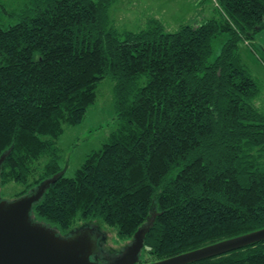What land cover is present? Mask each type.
Here are the masks:
<instances>
[{
  "label": "trees",
  "instance_id": "obj_1",
  "mask_svg": "<svg viewBox=\"0 0 264 264\" xmlns=\"http://www.w3.org/2000/svg\"><path fill=\"white\" fill-rule=\"evenodd\" d=\"M113 1L24 0L0 21V194L64 169L59 137L108 77L114 129L46 189L34 221L62 236L98 221L130 241L153 218L137 264L264 227V110L239 48L264 28V0H219L215 15L172 32L156 18L116 28ZM187 264H264V239Z\"/></svg>",
  "mask_w": 264,
  "mask_h": 264
},
{
  "label": "rangeland",
  "instance_id": "obj_2",
  "mask_svg": "<svg viewBox=\"0 0 264 264\" xmlns=\"http://www.w3.org/2000/svg\"><path fill=\"white\" fill-rule=\"evenodd\" d=\"M23 1L0 0V21L4 25L13 22H10L11 18L7 11ZM216 8H221L219 0H114L109 6L108 13L114 26L120 30L138 31L146 28L152 18H156L160 20L166 31L172 32L178 30L182 24L201 23L215 15ZM227 38V33L214 38L213 57L220 52ZM239 48L243 62L258 80L259 93L254 103L264 110V28L256 32L252 38L241 40ZM96 94L95 102L87 107L82 121L75 125H66L59 137L63 170L68 176L75 174L87 154L99 147L115 127L113 81L108 77L102 79ZM18 188L21 186L8 183L0 195L4 199H12ZM98 224H101V227ZM85 227H92L98 236V251L94 253L93 259L105 260V257H117L131 241L120 240L114 230L104 227L98 221L79 222L74 230Z\"/></svg>",
  "mask_w": 264,
  "mask_h": 264
},
{
  "label": "water",
  "instance_id": "obj_3",
  "mask_svg": "<svg viewBox=\"0 0 264 264\" xmlns=\"http://www.w3.org/2000/svg\"><path fill=\"white\" fill-rule=\"evenodd\" d=\"M9 153L0 156V171ZM64 172L45 179L22 196L4 199L0 195V264H137L153 218L138 228L119 256L105 257L107 261L102 263L92 258L98 251V236L92 227L62 236L55 228L31 218L33 204ZM263 239L264 227L145 264H187Z\"/></svg>",
  "mask_w": 264,
  "mask_h": 264
},
{
  "label": "flooded vegetation",
  "instance_id": "obj_4",
  "mask_svg": "<svg viewBox=\"0 0 264 264\" xmlns=\"http://www.w3.org/2000/svg\"><path fill=\"white\" fill-rule=\"evenodd\" d=\"M98 260H99V262H106V259L103 260L102 258H99ZM100 260H101V261H100Z\"/></svg>",
  "mask_w": 264,
  "mask_h": 264
}]
</instances>
